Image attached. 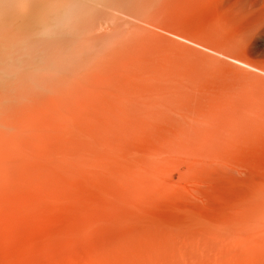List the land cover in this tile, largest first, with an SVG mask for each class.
<instances>
[{
    "label": "rangeland",
    "instance_id": "374dc122",
    "mask_svg": "<svg viewBox=\"0 0 264 264\" xmlns=\"http://www.w3.org/2000/svg\"><path fill=\"white\" fill-rule=\"evenodd\" d=\"M94 1L0 86V264H264V0Z\"/></svg>",
    "mask_w": 264,
    "mask_h": 264
},
{
    "label": "bare ground",
    "instance_id": "6f19581e",
    "mask_svg": "<svg viewBox=\"0 0 264 264\" xmlns=\"http://www.w3.org/2000/svg\"><path fill=\"white\" fill-rule=\"evenodd\" d=\"M88 1L95 2L0 0V86L62 89L60 79L69 67L53 60L41 41L50 39L64 24L94 25L95 16L82 12L96 10ZM18 10L23 13L14 16Z\"/></svg>",
    "mask_w": 264,
    "mask_h": 264
}]
</instances>
